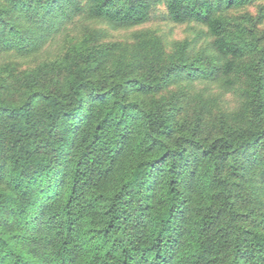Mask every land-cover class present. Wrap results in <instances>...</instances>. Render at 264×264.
I'll list each match as a JSON object with an SVG mask.
<instances>
[{
    "label": "trees",
    "instance_id": "trees-1",
    "mask_svg": "<svg viewBox=\"0 0 264 264\" xmlns=\"http://www.w3.org/2000/svg\"><path fill=\"white\" fill-rule=\"evenodd\" d=\"M159 0H0V52L30 56L77 18L129 28ZM250 0H164L169 19L203 28L164 56L156 34L73 48L61 83L0 81V264H264V231L245 228L230 175L238 156L264 193V67L226 12ZM242 60V61H241ZM242 65L253 128L202 134L155 94L196 80L234 84ZM5 85V84H4ZM192 188L203 201L193 206Z\"/></svg>",
    "mask_w": 264,
    "mask_h": 264
},
{
    "label": "rangeland",
    "instance_id": "rangeland-1",
    "mask_svg": "<svg viewBox=\"0 0 264 264\" xmlns=\"http://www.w3.org/2000/svg\"><path fill=\"white\" fill-rule=\"evenodd\" d=\"M228 28L236 31L239 24L247 40H255L262 53L256 50L242 59L250 63L262 56L264 58V0H250L248 3L230 8L226 12ZM203 28L192 23H175L167 15L164 0L156 2L149 19L129 28H111L102 21H90L77 18L65 30L51 38L43 48L30 56H19L13 52H0L1 90L16 92L21 87L20 78L25 72L40 69L41 79L47 84L61 83L73 48L93 44V42H118L128 51L134 43V34L138 31L156 34L163 44L164 56L174 54L178 42L192 40L198 47L209 39L208 35L196 37V30ZM204 29V28H203ZM241 60V61H242ZM264 67V59L261 60ZM234 84L224 85L218 81L196 80L193 83L182 82L171 85L156 93L155 98L171 99L176 104V119L187 124L196 121L202 134L214 133L224 124L253 128L256 116L253 108L246 106L248 80L242 65L237 66L231 75ZM253 154L238 156L237 174L230 175L233 198L240 212L239 221L245 228L264 231V193L251 185L247 171ZM193 203L190 208L203 201L199 188L191 189Z\"/></svg>",
    "mask_w": 264,
    "mask_h": 264
}]
</instances>
